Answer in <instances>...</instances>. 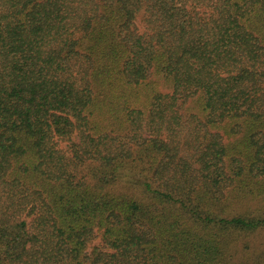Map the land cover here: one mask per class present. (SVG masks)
Segmentation results:
<instances>
[{"label":"trees","instance_id":"1","mask_svg":"<svg viewBox=\"0 0 264 264\" xmlns=\"http://www.w3.org/2000/svg\"><path fill=\"white\" fill-rule=\"evenodd\" d=\"M261 230L264 0H0V264H246Z\"/></svg>","mask_w":264,"mask_h":264},{"label":"rangeland","instance_id":"2","mask_svg":"<svg viewBox=\"0 0 264 264\" xmlns=\"http://www.w3.org/2000/svg\"><path fill=\"white\" fill-rule=\"evenodd\" d=\"M137 26L141 28L142 24L140 21H137ZM192 105H186L189 108ZM60 146L66 148V144L62 143ZM244 238H240L237 243L238 257H240L246 264H264V230L253 234L249 238V243L246 245L243 244ZM99 243V240L96 239L91 245L90 250L93 246H96Z\"/></svg>","mask_w":264,"mask_h":264}]
</instances>
